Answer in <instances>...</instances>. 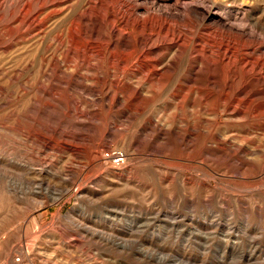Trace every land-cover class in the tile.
<instances>
[{"label":"rangeland","instance_id":"374dc122","mask_svg":"<svg viewBox=\"0 0 264 264\" xmlns=\"http://www.w3.org/2000/svg\"><path fill=\"white\" fill-rule=\"evenodd\" d=\"M115 1L0 0V264H264V0Z\"/></svg>","mask_w":264,"mask_h":264},{"label":"bare ground","instance_id":"6f19581e","mask_svg":"<svg viewBox=\"0 0 264 264\" xmlns=\"http://www.w3.org/2000/svg\"><path fill=\"white\" fill-rule=\"evenodd\" d=\"M117 2L118 1H120L121 3L123 2L125 5L127 4L126 3V0H116ZM115 1V2H116ZM132 1V4H131V9L133 10V13L135 12V10H136V7L139 5L138 3V5L135 3V1L136 0H131ZM131 3V2H130ZM200 3H202V2H200ZM203 5V4H202ZM205 5V4H204ZM206 6V5H205ZM113 6H111V8H112ZM128 8H129V6H127ZM194 7V6H193ZM191 7L190 9H189V14L190 15H192V18L193 19H195V18H199V17H202V18H204L205 17V15L207 14L208 15V13H206V12H203V10H201V12L199 11V9L198 8H196V7ZM204 7V6H203ZM110 8V7H109ZM205 8V7H204ZM208 8V7H207ZM113 9V8H112ZM111 9V10H112ZM110 10V9H109ZM110 10V11H111ZM132 10H130V11H132ZM114 11V10H113ZM113 11H111V12H113ZM205 11V10H204ZM137 12V11H136ZM147 12V11H146ZM203 12V13H202ZM111 14H113V13H111ZM182 14V13H181ZM100 15V14H99ZM133 16H134V14H133ZM126 17H128V16H126ZM135 17H137L136 15H135ZM140 16H138V18H139ZM148 17H150L149 15H148ZM178 17V16H177ZM211 17V16H210ZM209 17V18H210ZM23 18V17H22ZM111 18V17H110ZM115 18H116V15H115ZM114 18V19H115ZM130 18L131 17H129V19L128 20H130ZM141 18V17H140ZM153 17H150V18H148L147 19V17H146V28H148V29H155V28H157V30H158V28H160V25H161V23L164 21V20H158V21H156L155 22V20L153 21V19H152ZM207 18V17H206ZM217 18V17H216ZM216 18H212V20H211V22H213L215 25H219V26H221L222 28H221V30H220V27H217V29L218 30H220L221 32L223 31V33L225 34V36L228 34V29H225V27L226 26H228V28L230 29V31H235V33H236V37L234 38V39H232V38H229L228 36L224 39V41L223 42H221V41H219V45H223L224 47H225V51H223V53L219 56V58L221 59V60H225L226 58H227V62H228V65H229V63L230 62H232V61H230V58L231 57H227L226 56V52L227 51H230V50H232V55L235 53V49L236 50H238V49H240V50H242V52H243V55H244V58H245V61H243L244 63H243V67L241 66L240 67V69L239 70H232V71H230V72H232V73H230L231 75H230V83H233V82H236L235 80H239V81H241L242 79L241 78H243V76H244V74L242 75V73H243V71L247 68V71H249V72H252V71H262V69H264V31L261 29V32L259 33H257L256 31H255V29H256V25H254V26H250V25H247L248 27L247 28H245V25L246 24H244V23H241V24H239L238 25V23L236 24V25H238V26H236L235 25V27L234 26H229V24H227V23H221V20L219 19H216ZM127 19V18H126ZM132 19V22H133V18H131ZM184 19V18H183ZM263 19V18H262ZM19 20H20V18H19ZM138 20V19H137ZM157 20V19H156ZM16 21H17V18H16ZM112 20H110V22H111ZM140 21V20H139ZM189 21V20H188ZM201 21V20H200ZM243 21V20H242ZM241 21V22H242ZM250 21V20H249ZM253 21V20H252ZM261 21V20H260ZM24 22V21H23ZM110 22H108V23H110ZM126 22V20L124 19V23ZM134 22H136V21H134ZM181 22V21H180ZM185 22V21H184ZM220 22V23H219ZM18 23V22H17ZM22 23V21H20V24ZM22 24H24V23H22ZM111 24V23H110ZM163 24V23H162ZM260 24V23H259ZM258 24V25H259ZM125 25V24H124ZM187 25V24H186ZM8 26V25H7ZM128 26V25H127ZM133 26H135L134 24H133ZM138 26V25H137ZM167 26V25H166ZM183 26V25H182ZM249 26L251 27V28H249ZM9 27V26H8ZM96 27V26H95ZM124 27V26H123ZM126 27V26H125ZM139 27H140V25H139ZM144 27V28H145ZM17 28V27H16ZM138 28V27H137ZM165 28V27H164ZM167 28V27H166ZM213 28V27H212ZM6 29H7V27H6ZM142 29V28H141ZM162 29V28H161ZM259 29V28H258ZM2 30V29H1ZM15 30V29H14ZM13 29L11 30V31H14ZM110 30V29H109ZM144 30V29H143ZM143 30H141V31H143ZM156 30V29H155ZM171 30H173V29H171ZM8 32L10 31V28H9V30H7ZM89 30H87V32H88ZM139 31H140V29H139ZM2 32V31H1ZM90 32L92 33L93 31L92 30H90ZM161 32V31H160ZM174 32V31H173ZM141 33V32H140ZM143 33V32H142ZM222 33V34H223ZM230 33V32H229ZM109 34V33H108ZM111 34V33H110ZM6 35V34H5ZM7 35H8V33H7ZM114 35V34H113ZM116 35V34H115ZM233 35V34H232ZM161 36V35H160ZM174 37H175V39H180L181 40V37L179 36V34L177 35H175V36H173V38L172 39H174ZM112 39H114V38H112ZM150 39V38H149ZM174 39V40H175ZM1 40V39H0ZM173 40V41H174ZM112 41V40H111ZM113 41H115V40H113ZM108 42V41H107ZM140 42V41H139ZM167 42V41H166ZM176 42V41H175ZM174 42V43H175ZM216 42V41H215ZM111 43V42H110ZM152 43V42H151ZM178 43V42H177ZM177 43H175V44H177ZM185 43V42H184ZM74 44H79V42L77 41V43L75 42ZM145 44H148V43H145ZM157 44V43H156ZM169 44V43H168ZM171 44H172V42H171ZM152 45V44H151ZM154 45V44H153ZM163 45H164V43H163ZM162 45V46H163ZM166 45H167V43H166ZM124 46H128V45H124ZM150 46V45H149ZM156 46V45H155ZM168 46V45H167ZM145 47H147V46H145ZM152 47V46H151ZM160 47V46H159ZM178 47H179V45H178ZM219 47V46H218ZM75 48V47H74ZM125 48H127V47H125ZM124 48V49H125ZM142 48V47H141ZM222 48V47H221ZM148 49L149 48H147V50L145 51L146 53L148 52ZM156 49H157V47H156ZM160 49V48H159ZM162 49V48H161ZM171 49V48H170ZM179 49V48H178ZM181 49V48H180ZM234 49V50H233ZM122 50V49H121ZM143 50H144V48H143ZM151 50V49H150ZM167 50V49H166ZM182 50V49H181ZM163 51V50H162ZM165 51V50H164ZM212 51V50H211ZM110 52V51H109ZM108 52V53H109ZM116 52V51H115ZM153 52V51H152ZM154 52H155V49H154ZM157 52L158 53H160V51H158L157 50ZM176 53H177V51H175ZM184 52V51H183ZM182 52V53H183ZM237 52V51H236ZM112 53V52H111ZM167 53V52H166ZM191 53V52H190ZM117 54H118V52H117ZM150 54V53H149ZM156 54V53H155ZM143 56H145L144 55V53L142 54ZM141 55V56H142ZM146 55H148V53L146 54ZM157 55V54H156ZM164 55V54H163ZM236 55V54H235ZM110 56H111V54H110ZM117 56V55H116ZM148 56H150V55H148ZM148 56H145V57H147L148 58ZM158 56H160V54L158 55ZM162 56V55H161ZM165 56H166V54H165ZM211 56H212V53H211ZM113 57H114V55H113ZM157 57V56H156ZM207 58H208V56H206ZM236 57V56H235ZM144 58V57H143ZM153 57H151V59H152ZM155 58V57H154ZM160 57H158V59H159ZM205 58V57H204ZM209 58H210V56H209ZM212 58H213V56H212ZM158 59H157V61H158ZM164 59V58H163ZM116 60H117V58H116ZM143 60V59H142ZM160 60H162V59H160ZM165 60V59H164ZM203 60V59H202ZM205 60H207V59H205ZM208 60H210V59H208ZM208 60L206 61V62H208ZM213 60V59H212ZM212 60H210V62L212 61ZM107 61V60H106ZM154 61V60H153ZM152 61V62H153ZM226 61V60H225ZM224 61V62H225ZM230 61V62H229ZM162 62V61H161ZM160 62V63H161ZM203 62V61H202ZM155 63V62H154ZM153 63V64H154ZM163 63V62H162ZM171 63V62H170ZM212 63H213V61H212ZM157 64V63H156ZM177 64V63H176ZM206 64V63H205ZM211 64V63H210ZM210 64H206V65H210ZM211 65H213V64H211ZM231 65V64H230ZM111 66V65H110ZM152 68V70L153 71H158V69H157V67H156V65H150ZM157 66H159V62H158V65ZM196 66H198V65H196ZM166 66H163V68H165ZM175 67V66H174ZM211 67V66H210ZM209 67V68H210ZM249 67V68H248ZM213 68V67H212ZM216 68V67H215ZM220 68H221V66H220ZM233 68V67H232ZM150 69V70H151ZM167 69V68H166ZM168 69H171V68H168ZM205 69V68H204ZM213 70V69H212ZM211 71V70H210ZM240 71V72H239ZM163 72V71H162ZM145 73V72H144ZM161 72H159L158 74H160ZM240 73H241V75H242V77L241 78H238L239 77V75H240ZM172 75H173V73H172ZM146 76V75H145ZM246 76V75H245ZM156 77H157V75H156ZM164 78H166V76H163ZM168 78V77H167ZM238 78V79H237ZM228 81H229V78L227 79ZM216 82V81H215ZM242 82V81H241ZM161 83V82H160ZM217 83V82H216ZM237 83V82H236ZM227 84H229V82L227 83ZM226 84V85H227ZM163 85V84H162ZM232 86H234V85H232ZM231 86V87H232ZM244 87H246L245 88V90H244V88H242V90H240V92H238L239 94H250V96H255V97H259V98H263V100H264V76H263V78L262 79H260V80H258V78L257 79H253L250 83H248L246 86H244ZM235 88H237V87H235ZM233 89V88H232ZM239 89H241V88H239ZM238 89V90H239ZM237 90V89H236ZM228 93V92H227ZM230 93V92H229ZM228 93V94H229ZM225 96V95H224ZM261 102V101H260ZM252 103V102H251ZM259 106L258 107H256L255 108V111H254V116L256 115L257 117H264V102H262V104H258ZM231 111V110H230ZM240 113V112H239ZM244 114V112L241 114V115H243ZM242 117V116H241ZM261 119V118H260ZM263 119V118H262ZM68 145V144H67ZM70 145V144H69ZM65 148V147H64ZM67 148H69V147H67ZM72 148V147H71Z\"/></svg>","mask_w":264,"mask_h":264},{"label":"built area","instance_id":"2783aa9c","mask_svg":"<svg viewBox=\"0 0 264 264\" xmlns=\"http://www.w3.org/2000/svg\"><path fill=\"white\" fill-rule=\"evenodd\" d=\"M103 157L112 161L114 164H120L124 159V154L119 149H113L104 152Z\"/></svg>","mask_w":264,"mask_h":264}]
</instances>
